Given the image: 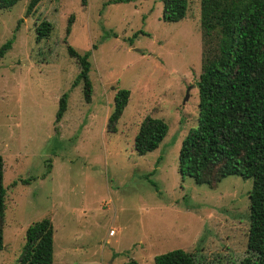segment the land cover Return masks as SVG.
I'll return each instance as SVG.
<instances>
[{"label": "rangeland", "instance_id": "1", "mask_svg": "<svg viewBox=\"0 0 264 264\" xmlns=\"http://www.w3.org/2000/svg\"><path fill=\"white\" fill-rule=\"evenodd\" d=\"M30 2L0 9V49L14 39L0 58L8 192L0 264H19L28 226L45 218L55 228L54 264H155L178 249L198 264H241L253 180L231 176L211 188L179 172L182 142L198 124L201 0H189L178 23L163 20V0H42L29 14ZM44 20L54 29L38 40ZM68 46L90 53L91 102L83 84L75 86L80 65ZM120 89L131 96L111 133ZM66 94L68 109L57 122ZM147 117L164 120L169 132L140 156L135 137Z\"/></svg>", "mask_w": 264, "mask_h": 264}, {"label": "trees", "instance_id": "2", "mask_svg": "<svg viewBox=\"0 0 264 264\" xmlns=\"http://www.w3.org/2000/svg\"><path fill=\"white\" fill-rule=\"evenodd\" d=\"M21 1L0 0V9H11ZM41 1L31 0L29 14ZM82 5L87 6L88 0H82ZM163 6V20L178 23L187 17L189 0H163ZM71 25L72 19L68 34ZM201 28L203 64L198 82V124L182 142L179 172L182 177L189 176L196 184L211 188L231 176L253 180L248 257L241 264H264V0H201ZM53 29L47 20L37 24L38 40L49 38ZM13 44L11 39L1 47L0 58ZM68 51L80 65L75 86L82 83L85 98L91 102L94 88L90 53L81 55L71 46ZM130 96L127 89L116 93L114 110L108 120L111 133L117 132ZM68 98L66 94L60 100L57 122L68 109ZM168 132L164 120L147 117L135 137L136 153L145 156L156 151ZM4 179L5 161L0 155V251L5 245L8 195ZM22 182L29 184L30 180ZM54 236V224L49 218L28 226L19 264H54ZM198 262L194 253L182 249L155 257V264ZM123 264L139 262L130 260Z\"/></svg>", "mask_w": 264, "mask_h": 264}, {"label": "water", "instance_id": "3", "mask_svg": "<svg viewBox=\"0 0 264 264\" xmlns=\"http://www.w3.org/2000/svg\"><path fill=\"white\" fill-rule=\"evenodd\" d=\"M194 88H195V86H192V87H190V88L188 89V91H187V95H186V98H185V102L189 100V98H190V94H191V91H192V89H194Z\"/></svg>", "mask_w": 264, "mask_h": 264}, {"label": "built area", "instance_id": "4", "mask_svg": "<svg viewBox=\"0 0 264 264\" xmlns=\"http://www.w3.org/2000/svg\"><path fill=\"white\" fill-rule=\"evenodd\" d=\"M110 235H115V231L112 230L111 233H110Z\"/></svg>", "mask_w": 264, "mask_h": 264}]
</instances>
